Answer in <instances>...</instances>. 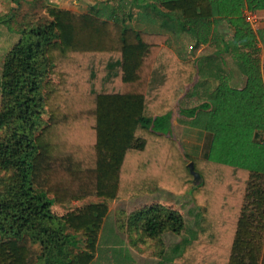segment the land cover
I'll use <instances>...</instances> for the list:
<instances>
[{"label": "trees", "instance_id": "16d2710c", "mask_svg": "<svg viewBox=\"0 0 264 264\" xmlns=\"http://www.w3.org/2000/svg\"><path fill=\"white\" fill-rule=\"evenodd\" d=\"M125 1L177 28L124 26L110 5ZM88 2L84 13L47 6V20L25 30L5 59L0 264H94L114 225L141 253L163 257L162 235L185 229L176 209L156 202L109 219L113 202L162 190L191 192L200 209L194 238L172 264H264V34L245 19L264 0ZM174 34L197 47L223 41L246 87L217 85L203 103L182 106L204 70L176 55ZM176 106L181 123L206 133L204 155L188 154L174 135Z\"/></svg>", "mask_w": 264, "mask_h": 264}, {"label": "rangeland", "instance_id": "374dc122", "mask_svg": "<svg viewBox=\"0 0 264 264\" xmlns=\"http://www.w3.org/2000/svg\"><path fill=\"white\" fill-rule=\"evenodd\" d=\"M47 6L72 9L84 13L89 11L90 4L88 0H0V81L2 79L5 59L8 53L22 38L23 32L25 30L33 25H36L40 21L42 22L47 20V16L45 14V8ZM110 8L114 10L115 14L119 15L118 17L121 19L124 26L126 24L128 27H142L141 29L146 31H159L153 27L152 21L156 19L155 17L153 18V16H156V14L152 10H144L143 8L138 7L136 9L131 7L129 2L126 1L122 3H114L110 5ZM141 13L153 14V16H144ZM128 15L132 16L130 20L127 18ZM144 17L147 18V25H141V22L143 21H139L144 20ZM158 20L160 21L161 19L159 18ZM176 22L177 21L175 20L172 24H168V27H172V25L175 23L173 28H177ZM181 34L182 33H178L177 35ZM187 39L188 37L186 35L177 37L174 34L173 41H171L170 46L174 49L176 46L175 44L178 41H180L182 44H185V41H189ZM185 104L183 103L182 106L186 107ZM178 109L179 106H176L173 112L174 135L181 142L182 147L188 152V154L192 156L204 155L208 141H206V143L203 145L201 143L202 140L200 139L201 134L198 131L188 128V126L184 125V123H180L178 120ZM46 119L47 115L45 114L44 120ZM3 174L4 173L0 170V176ZM91 202L94 203L97 201L96 199L88 201V203ZM156 202L164 203L166 206H171L172 209H176L178 212L183 214L185 219V229L181 235L176 236L170 233L162 235L163 242L166 244L165 255L161 258L153 256L154 259H158L154 261V263L159 261L161 264H171V261H173L176 256L184 251L185 246L194 238L197 232V222L199 220L200 209L194 202L191 192L184 193L182 196L174 197L168 191L162 190L160 192L145 195L133 200L113 202L111 205L113 214L111 217H109V219H111V222L114 223L116 221L114 218L115 212L121 210H124L125 212H131L140 206L147 204L149 205ZM77 206H80V204H72L67 208L61 206L60 211L74 209ZM56 211H58V209ZM111 257L114 261L118 260L121 264H126L129 261V258L127 257H131V255L126 254L125 256L124 251H119L112 253ZM106 263L110 264L108 260H99V264ZM139 264H143V259H139Z\"/></svg>", "mask_w": 264, "mask_h": 264}, {"label": "crops", "instance_id": "0c3cea01", "mask_svg": "<svg viewBox=\"0 0 264 264\" xmlns=\"http://www.w3.org/2000/svg\"><path fill=\"white\" fill-rule=\"evenodd\" d=\"M141 14H143L144 16L146 15L153 16V14H148V13H141ZM155 14L156 16L154 15L153 18L155 17L156 19L152 21L153 27L156 28L157 30L160 29L163 31H169L172 27L169 28L168 24H172L173 21H170L168 19L165 20V18L159 21L158 17L160 16L158 15L157 12ZM257 14L260 18V25H259L260 32L264 34V10L258 11ZM139 21H143L141 22V25H147L146 17H144V20H139ZM217 29L220 33L222 34L227 33L229 36H231V33L233 32V28L229 27L228 24L222 22H218ZM187 40L189 41H185V44L182 43H178V45L175 44L176 46L174 48V51L176 55L181 60H191V59L199 60L202 64L204 73L202 76V81L196 82L195 85L193 86H189L186 89L185 93L182 95V102L184 104L185 103L187 104V105L185 104L186 106L185 108H193L198 104H201L204 101H206L208 98H210L212 90L217 85H222L223 87H227V88H236L238 90H243L246 87L248 78L246 75H244L241 72L238 66L239 64L236 62L234 56H232L231 54L227 53L224 50H221V48H224L223 41H219V44L213 42L208 44H202L197 47L195 45V42H193V40L191 39H187ZM259 47L261 48L260 61H261V67L263 68L264 44L260 42ZM218 54H221V56H218ZM217 65L218 66L220 65V69H221L220 71L216 68ZM178 120L181 123L182 120L180 118H178ZM172 124H173V118H172ZM198 132L201 134L200 136L201 137L200 139L202 140L201 143L204 145L208 140L207 135L206 133H202L200 131ZM110 211H111L110 212V217H111L113 214L112 206L110 208ZM118 212L119 211L115 212L114 214L115 220H117ZM113 230H114L113 233L112 232L108 234L104 233L103 235L104 243L101 245L99 254L94 264H99V260L102 259L108 260L110 264H121L118 260L114 261L113 258L111 257L112 253L119 251H124L125 256L126 254L131 255V257H127L129 258V261L126 264H139V259H143V264H161V262L159 263V261L154 263V261L158 259L153 258L151 254L152 251L151 253H149L148 256L147 254L141 253L140 250L132 247L128 235L119 231L116 225H114ZM113 242L114 244H111ZM172 262L173 261H171V264Z\"/></svg>", "mask_w": 264, "mask_h": 264}, {"label": "built area", "instance_id": "2783aa9c", "mask_svg": "<svg viewBox=\"0 0 264 264\" xmlns=\"http://www.w3.org/2000/svg\"><path fill=\"white\" fill-rule=\"evenodd\" d=\"M245 19L251 25V27L253 29H255V30L259 29L260 18L258 16L257 12L246 11L245 12Z\"/></svg>", "mask_w": 264, "mask_h": 264}, {"label": "water", "instance_id": "95a60500", "mask_svg": "<svg viewBox=\"0 0 264 264\" xmlns=\"http://www.w3.org/2000/svg\"><path fill=\"white\" fill-rule=\"evenodd\" d=\"M189 167L191 174L194 176L195 184L200 183L202 181L201 176L195 171L194 164L192 162L189 164Z\"/></svg>", "mask_w": 264, "mask_h": 264}]
</instances>
